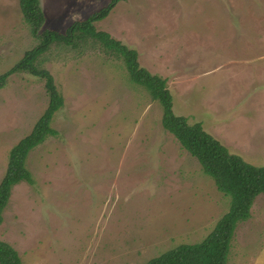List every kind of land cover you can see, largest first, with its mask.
<instances>
[{
	"label": "rangeland",
	"instance_id": "374dc122",
	"mask_svg": "<svg viewBox=\"0 0 264 264\" xmlns=\"http://www.w3.org/2000/svg\"><path fill=\"white\" fill-rule=\"evenodd\" d=\"M40 32L60 33L110 0H39ZM168 80L173 113L232 154L264 166V0H124L94 24ZM39 44L19 0H0V75ZM64 98L33 150V184L13 187L0 241L23 264H145L202 242L228 211L198 162L162 126V107L132 82L122 58L88 40L53 44L39 60ZM28 73L0 89V183L11 149L47 109ZM228 264H264V194L239 224Z\"/></svg>",
	"mask_w": 264,
	"mask_h": 264
},
{
	"label": "trees",
	"instance_id": "16d2710c",
	"mask_svg": "<svg viewBox=\"0 0 264 264\" xmlns=\"http://www.w3.org/2000/svg\"><path fill=\"white\" fill-rule=\"evenodd\" d=\"M123 1L110 0L106 7L83 21L74 22L65 33H60L52 30L40 32L46 18L39 0H19L23 17L39 44L26 51L19 62L0 75V89L5 87L10 76L28 73L44 82L49 103L33 130L10 151L6 174L0 183V224L13 187L22 182L34 183L27 167L30 153L49 137L58 135L52 122L64 107V98L51 73L38 66L39 60L53 44L76 48L80 43L94 40L122 58L132 82L143 87L153 101L160 103L163 128L198 160L203 172L214 180L218 191L230 198L228 211L202 242L180 245L145 264H228L231 244L239 224L251 217L255 199L264 194V166L252 165L232 154L204 130L202 123L191 124L186 117L175 115L168 80L140 66L136 50L113 39L108 33L96 30L94 24L105 19ZM0 264H23L17 251L4 241H0Z\"/></svg>",
	"mask_w": 264,
	"mask_h": 264
}]
</instances>
